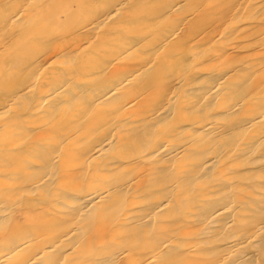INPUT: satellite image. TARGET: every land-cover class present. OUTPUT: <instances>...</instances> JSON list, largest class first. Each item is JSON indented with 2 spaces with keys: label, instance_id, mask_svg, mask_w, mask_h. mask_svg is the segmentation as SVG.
Returning a JSON list of instances; mask_svg holds the SVG:
<instances>
[{
  "label": "bare ground",
  "instance_id": "bare-ground-1",
  "mask_svg": "<svg viewBox=\"0 0 264 264\" xmlns=\"http://www.w3.org/2000/svg\"><path fill=\"white\" fill-rule=\"evenodd\" d=\"M0 264H264V0H0Z\"/></svg>",
  "mask_w": 264,
  "mask_h": 264
}]
</instances>
